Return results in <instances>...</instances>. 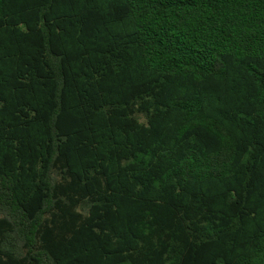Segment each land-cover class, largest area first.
<instances>
[{
  "label": "trees",
  "instance_id": "trees-1",
  "mask_svg": "<svg viewBox=\"0 0 264 264\" xmlns=\"http://www.w3.org/2000/svg\"><path fill=\"white\" fill-rule=\"evenodd\" d=\"M0 264H264V0H0Z\"/></svg>",
  "mask_w": 264,
  "mask_h": 264
}]
</instances>
